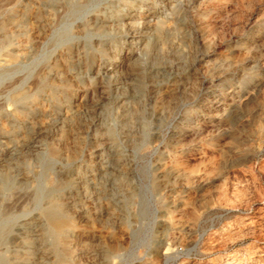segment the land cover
Listing matches in <instances>:
<instances>
[{
  "label": "rangeland",
  "instance_id": "1",
  "mask_svg": "<svg viewBox=\"0 0 264 264\" xmlns=\"http://www.w3.org/2000/svg\"><path fill=\"white\" fill-rule=\"evenodd\" d=\"M43 1L0 0V23L19 21L0 44V141L23 142L21 184L57 185L72 234L52 264H264V0H71L52 24ZM37 212L16 216L31 238ZM19 237L0 254L40 264Z\"/></svg>",
  "mask_w": 264,
  "mask_h": 264
},
{
  "label": "bare ground",
  "instance_id": "2",
  "mask_svg": "<svg viewBox=\"0 0 264 264\" xmlns=\"http://www.w3.org/2000/svg\"><path fill=\"white\" fill-rule=\"evenodd\" d=\"M70 1L71 0L43 1L47 4L46 6H49L48 10L45 12L49 24H52L54 21L57 7L64 6ZM8 25H14L15 27L19 26V21L14 18L12 12H10L7 18L0 23V32L2 33L0 44H9L11 41L12 34L6 32ZM156 29L161 33L163 27L161 24H158L156 25ZM10 56L11 63L16 64L19 58L21 56H26V54L22 51L21 54L12 53ZM38 81L40 83L38 85L40 86L37 85L38 87H36L34 92L28 93L21 91L14 95L13 100L17 106L21 107V105H26L27 102L32 106H35L38 103L39 93L42 92L41 89L44 86L42 83L45 80L44 78L39 77ZM49 92L50 97L52 99L55 98L54 89L49 88ZM13 112L18 116L21 115V112L17 108H15L12 113ZM3 139L5 140L0 142L4 144L3 151L5 156L0 159V162L7 161L8 164L7 166H4V168H0V246L6 247L9 239L16 238L17 236L19 237L20 235L19 238L22 246L31 245V248L36 249L41 245L44 248L40 264H52L55 261L59 262L61 257H64V251L61 247L69 242V237L72 234V226L66 216L62 213V204L56 193L57 185L51 178H47L45 181V191H40L36 186L28 187L25 186L26 184H21L19 180L16 179L15 175H13L11 168L15 166L23 175L29 172L27 171L29 167L26 160L24 158L20 159L22 152L18 148L23 146V142L15 137H3ZM37 159H40L39 155ZM10 165L13 166L11 167ZM78 176L79 171L73 170L69 174V179L72 181L77 179ZM6 189L14 190L17 194L16 199L9 204H5L1 198V193ZM41 190L43 189L41 188ZM84 194L86 195V190L84 191ZM42 201L43 205H40ZM34 207H36L38 211L35 216V221L39 228L37 233L34 234L35 236L31 238L28 235L30 224L17 223L16 216L17 214L24 213V211ZM29 255L30 253L28 251L25 252L16 249L11 256L0 254V264H29Z\"/></svg>",
  "mask_w": 264,
  "mask_h": 264
}]
</instances>
